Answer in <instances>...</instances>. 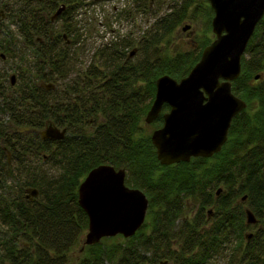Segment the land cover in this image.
Returning a JSON list of instances; mask_svg holds the SVG:
<instances>
[{"label":"trees","instance_id":"obj_1","mask_svg":"<svg viewBox=\"0 0 264 264\" xmlns=\"http://www.w3.org/2000/svg\"><path fill=\"white\" fill-rule=\"evenodd\" d=\"M129 1L130 9L121 16L151 11V0ZM82 2L78 0V8ZM183 4L153 16L138 41V59H128L127 49L134 42L124 39L96 50L84 70L75 68L84 45L69 11L62 14L61 33L51 38L43 17L27 7L17 14L20 38L6 29L0 32V47H12L19 60L25 54L18 46L36 45L40 58L34 59V69L55 85L42 99L35 96L40 110L18 112L16 101L13 109L4 106L1 111L9 114L14 127L9 133L0 121V264H67L68 254L77 245L82 248L88 228L78 188L99 165L125 169L127 185L148 199L146 219L123 243L104 246L102 241L113 239L105 238L85 246L76 264H212L216 259L264 264V16L242 56L240 76L232 82V93L247 106L232 120L219 153L162 166L150 135L143 133L156 80L164 75L177 81L186 77L211 42L204 40L201 47L172 56L161 54L160 45L184 20L204 17L210 29L213 11L206 0ZM37 39L44 43L37 44ZM168 108L163 105L162 113ZM162 113L154 127L163 124ZM48 122L66 130L62 140L41 141L36 134L18 132L22 127L42 130ZM3 147L10 152L11 164ZM30 189L38 194L28 199ZM186 199L198 203L191 219ZM245 208L254 214L256 225H246ZM248 229L254 232L246 240Z\"/></svg>","mask_w":264,"mask_h":264},{"label":"water","instance_id":"obj_2","mask_svg":"<svg viewBox=\"0 0 264 264\" xmlns=\"http://www.w3.org/2000/svg\"><path fill=\"white\" fill-rule=\"evenodd\" d=\"M207 1L214 14L211 28L215 39L203 49L186 77L176 81L164 75L156 80L155 96L144 119L145 124H152L161 115L163 105L169 107L162 114V127L150 137L162 166L219 153L227 142L232 120L247 106L232 93V82L240 76L242 56L264 16V0ZM133 54L131 51L129 58ZM258 79V75L254 77ZM50 88L53 85H47ZM65 134V129L51 122L40 132L43 140L55 141L62 140ZM125 175V169L99 165L79 185L78 204L88 219L80 253L85 246L99 244L105 238L120 235L129 239L145 223L148 199L141 190L124 184ZM27 192L31 198L38 194L33 189ZM220 192L219 189L216 195ZM244 212L246 225H256L254 214L247 208ZM251 236L248 233L245 239Z\"/></svg>","mask_w":264,"mask_h":264},{"label":"rangeland","instance_id":"obj_3","mask_svg":"<svg viewBox=\"0 0 264 264\" xmlns=\"http://www.w3.org/2000/svg\"><path fill=\"white\" fill-rule=\"evenodd\" d=\"M91 1L93 0H84L82 2L83 4L78 8L75 14L74 25L77 24V28L82 34L80 46L84 45L81 46L84 47V52L81 55L77 56L78 62L75 64V68L79 70H84L93 62V54L94 52H96V49L98 50L99 48H102V46H110L113 43L121 44L122 42L120 41L124 39H128L134 42V46L128 48L127 53L129 54L131 51H135L134 55L131 57V60L134 61L138 59L140 56L138 51V41L140 37L150 28V25L154 21L153 19L156 16H162L166 13H169L171 9H176L184 6L183 1L185 0H151L150 12H136L131 17L120 16V13L118 12L120 9H124L125 11H127V9H130L131 2L129 0H108V2L96 5L89 4V2ZM196 4H203V0H196ZM114 7L116 9H113ZM3 25L7 26L8 28V25L10 24L5 22ZM185 27H187V29L184 30ZM8 29L14 31L11 26ZM214 39L215 35L212 33L211 22L210 29H208L204 17L203 20L199 18L197 22L184 20L177 26L173 33H171L166 38L165 42L160 45V52L161 54L172 56L177 52H186L190 51L193 48H196L197 46L201 47V44L204 40H211L212 42ZM211 42H209V44ZM26 62V66L31 69V66L33 64V58L31 57V54H28L26 56ZM15 66L16 65L14 64V61H7V63L4 64V72H8L10 69H14ZM168 111L169 108L166 112L163 113H167ZM153 124L154 122L152 124H145L143 126L144 135H150L151 137L152 132L162 127L163 125L162 124L158 127H154ZM124 184L128 188H131L129 187V185H127L126 178ZM185 202L186 213L188 214L189 219H191L197 212L198 203L194 202L193 199H186ZM154 211H156V209H154ZM205 211L207 212V210ZM253 232V229H248L244 233L247 234ZM85 234L82 239H84ZM124 240L125 239L119 235L113 237V239L102 241L101 243L106 246L107 244L110 245L113 242L123 243ZM80 247L81 245H77L68 254L69 261L67 264H76L77 260L82 256L80 253ZM105 264L109 263L105 262ZM212 264H225V262L216 259Z\"/></svg>","mask_w":264,"mask_h":264},{"label":"flooded vegetation","instance_id":"obj_4","mask_svg":"<svg viewBox=\"0 0 264 264\" xmlns=\"http://www.w3.org/2000/svg\"><path fill=\"white\" fill-rule=\"evenodd\" d=\"M104 2H108V0H93L89 2V4L96 5ZM20 7H27L32 13H36L42 16L43 20L47 24L46 28L49 30L51 38L54 34L57 36L59 33H61L63 22V19H61V17L64 12L69 11L70 22L73 25L74 21L75 24V14L78 10V0H0V32H3V30L6 29L5 31H8L13 37H19L18 32L20 29V24L17 14L20 10ZM61 8L63 9L62 12L59 16L55 17L57 11ZM113 9L116 8L114 7ZM118 12L121 16L122 9H120ZM5 22L9 23L10 25H8V28H10L11 26L14 31L8 29L7 26H4L3 24ZM41 28L44 29L45 26L41 25ZM64 35L65 34H63V36ZM64 39L66 40L65 44L70 46L72 43L71 39L67 36H65ZM21 40L22 38L19 39V41ZM35 42L39 45L44 43L43 39H37ZM19 48H21L22 52L25 54L24 57H22V60H19V58H17V55H14L12 47L11 50H5L0 47V121L3 124H6L9 133L12 132L14 123L11 121L10 116L7 112L6 114L1 112L3 111L4 106H6L8 109H13V107L16 105V101H19L18 112L27 109L34 111L40 110V105L38 104V107H36V105L34 104L35 96L38 95L39 99H42L45 91L55 89V85L53 83H47L42 80L40 78L41 74H39V70L34 69L36 64V60L34 59L38 57L40 58V50L38 49V47L36 45L29 46L23 43V47L18 46L17 49L19 50ZM28 54H31V57L33 58L31 69L26 66V56ZM128 59L131 58L128 57ZM9 60L14 61V64L16 66L14 67V69H10L8 72H4V64ZM39 61L43 62V59H40ZM47 85H53V88L47 89ZM44 129L45 127L42 130H30L27 127H22L18 129V132L25 134H36L41 141H44L40 135V132L44 131ZM3 150L8 159V164H11L10 152L4 147ZM26 198L31 199V196L27 191ZM208 219H210V216H207V220Z\"/></svg>","mask_w":264,"mask_h":264},{"label":"bare ground","instance_id":"obj_5","mask_svg":"<svg viewBox=\"0 0 264 264\" xmlns=\"http://www.w3.org/2000/svg\"><path fill=\"white\" fill-rule=\"evenodd\" d=\"M128 57H129V55H128Z\"/></svg>","mask_w":264,"mask_h":264}]
</instances>
